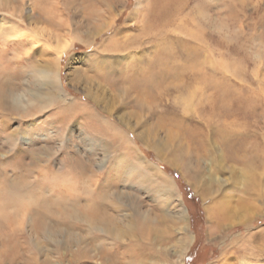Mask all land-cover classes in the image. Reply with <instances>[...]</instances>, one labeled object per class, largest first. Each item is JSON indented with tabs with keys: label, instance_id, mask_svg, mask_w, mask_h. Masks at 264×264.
<instances>
[{
	"label": "rangeland",
	"instance_id": "obj_1",
	"mask_svg": "<svg viewBox=\"0 0 264 264\" xmlns=\"http://www.w3.org/2000/svg\"><path fill=\"white\" fill-rule=\"evenodd\" d=\"M0 186V264H264V0H0Z\"/></svg>",
	"mask_w": 264,
	"mask_h": 264
},
{
	"label": "bare ground",
	"instance_id": "obj_2",
	"mask_svg": "<svg viewBox=\"0 0 264 264\" xmlns=\"http://www.w3.org/2000/svg\"><path fill=\"white\" fill-rule=\"evenodd\" d=\"M26 35V34H25ZM62 46L60 45V48H61ZM65 47V46H64ZM63 47V48H64ZM62 52H64V50H62V49H60L59 51L57 50V52H56V54L59 56L58 57V59H57V61L60 59V55H61V53ZM56 61V62H57ZM59 65V63L57 64V66ZM48 67V66H47ZM53 68L50 66L49 67V69H47V68H45V69H43V70H41V74H43V77H49V75H53V71L54 70H52ZM56 69V72H55V77L57 78V76H58V71H57V68H55ZM47 83H46V85L48 84L49 85V83H51V81H49V80H47L46 81ZM90 93V94H89ZM194 93V92H193ZM192 93V94H193ZM87 94L88 95H90L91 97H92V99L94 100H96L97 101V103L98 104H100V102L102 103V101H104V100H102L101 98H99L96 94H92L91 95V92H89V91H87ZM53 95V94H52ZM191 96V95H190ZM104 103H106V102H103V109H105V111H107V112H112V110H113V108H111L109 105H107V104H104ZM187 108V107H186ZM188 110V109H187ZM120 121H123V120H120ZM245 170L243 169V177H241V181L239 180H237V179H235V177H234V179L233 180H231V182H234L235 184L236 183H238V182H241L242 183V185L240 184L239 186L240 187H242V189H244L245 191H246V193L249 191V193H251V188H250V185H249V183H248V181L250 180V176H251V174H249V172H244ZM222 181L223 180H217L216 182H217V188H216V190H219L220 188H222L224 185H226V182H223L222 183ZM230 181V180H229ZM237 185V184H236ZM235 185V186H236ZM1 187V186H0ZM17 188V187H16ZM7 190V189H6ZM19 189H17V193L15 194L14 193V195L15 196H10V197H8L7 196V192L9 191V190H7V191H5V190H3V189H0V223H8L9 225L11 224V225H14V224H16L17 225V221L16 220H14V218L13 217H11L9 214H8V212H7V205H12L13 207H15V209H17L20 213L21 212H23L24 210H26L27 208H29L28 207V205H29V198H27L26 197V194L24 195L22 192H20V191H18ZM29 190V189H28ZM24 191H26V190H24ZM26 193V192H25ZM29 193V192H28ZM30 194H31V192H30ZM28 196H29V194H28ZM31 196V195H30ZM227 197V198H225V197ZM5 197H7V198H5ZM44 197V196H43ZM32 199V198H31ZM232 199V198H231ZM34 201V200H33ZM32 202H30V204H31ZM51 203V202H50ZM240 203V202H239ZM11 206V207H12ZM213 210L211 211V213L208 215L209 216V218H210V220L212 219L211 217L213 216V215H215V216H221L223 213H225V212H229V211H231L232 212V210H233V208H235L236 206H237V204H235V202L234 203H232L231 202V200H230V195H229V190L228 191H226V193H224V195L222 194V196L220 197V199H219V201L218 202H213ZM239 206H241V204H239ZM236 208H238V207H236ZM10 212V211H9ZM14 213V212H13ZM178 214H179V220H180V222L184 219V217H185V210L182 208V209H180V210H178ZM178 217V216H177ZM186 218V217H185ZM102 218H101V216L99 215V214H96L95 216H94V221H96V220H101ZM185 221V220H184ZM19 223V222H18ZM19 224H21V222L19 223ZM183 226V225H182ZM180 229V228H179ZM183 231V230H182ZM187 240V236L186 235H184L183 236V238L181 239V243H180V249H179V254H182L181 255V257L183 256V252L185 251V246H186V244H188V242L186 241ZM179 245V244H178ZM177 245V246H178ZM134 264V263H133Z\"/></svg>",
	"mask_w": 264,
	"mask_h": 264
},
{
	"label": "trees",
	"instance_id": "obj_3",
	"mask_svg": "<svg viewBox=\"0 0 264 264\" xmlns=\"http://www.w3.org/2000/svg\"><path fill=\"white\" fill-rule=\"evenodd\" d=\"M181 184H182V183H181ZM182 185H183V188H184V190H185V192H186V195H188L190 192L187 190V188H186L187 186H185L184 183H183Z\"/></svg>",
	"mask_w": 264,
	"mask_h": 264
}]
</instances>
